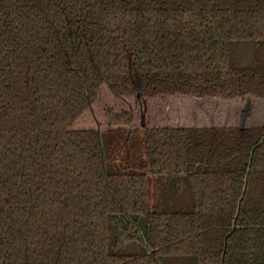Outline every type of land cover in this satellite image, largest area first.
I'll use <instances>...</instances> for the list:
<instances>
[{
  "label": "trees",
  "instance_id": "16d2710c",
  "mask_svg": "<svg viewBox=\"0 0 264 264\" xmlns=\"http://www.w3.org/2000/svg\"><path fill=\"white\" fill-rule=\"evenodd\" d=\"M0 264H264V0H0Z\"/></svg>",
  "mask_w": 264,
  "mask_h": 264
}]
</instances>
